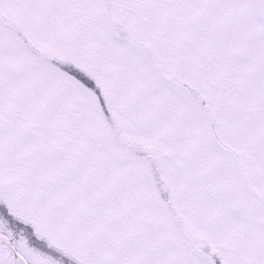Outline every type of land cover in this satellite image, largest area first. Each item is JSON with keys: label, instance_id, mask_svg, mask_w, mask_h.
Here are the masks:
<instances>
[{"label": "snow or ice", "instance_id": "snow-or-ice-1", "mask_svg": "<svg viewBox=\"0 0 264 264\" xmlns=\"http://www.w3.org/2000/svg\"><path fill=\"white\" fill-rule=\"evenodd\" d=\"M0 264H264V0H0Z\"/></svg>", "mask_w": 264, "mask_h": 264}]
</instances>
